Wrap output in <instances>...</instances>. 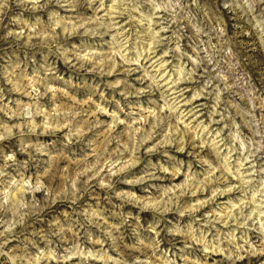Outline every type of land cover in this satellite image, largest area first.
<instances>
[{"label": "clouds", "instance_id": "1", "mask_svg": "<svg viewBox=\"0 0 264 264\" xmlns=\"http://www.w3.org/2000/svg\"><path fill=\"white\" fill-rule=\"evenodd\" d=\"M0 41V264H264V0H0Z\"/></svg>", "mask_w": 264, "mask_h": 264}, {"label": "rangeland", "instance_id": "2", "mask_svg": "<svg viewBox=\"0 0 264 264\" xmlns=\"http://www.w3.org/2000/svg\"><path fill=\"white\" fill-rule=\"evenodd\" d=\"M110 2V0H109ZM69 23H72V21H69ZM122 23H125L126 24V27L129 31L131 32H134L136 31V28L134 27L133 24L131 23H128L126 21H122ZM157 31H159V29H157ZM27 42V40H25V43ZM37 41L36 39H33V43L35 44ZM0 46H5V42L3 41H0ZM158 55H163V52L158 50L157 52ZM165 63H167V60H165ZM249 75L251 76V81L250 82H255L257 80H259L261 83H264V58H254L251 62H250V70H249ZM29 78H31V74L29 75ZM59 87H61L62 91H67L66 89L63 88L62 85H57ZM184 87V86H182ZM185 96H188L190 97V93H184ZM73 99L75 100L76 97L73 96ZM196 104H206L207 101L205 100H200V101H196L195 102ZM44 111H48L47 108L43 109ZM184 111H187L188 110V106H186L184 109ZM197 116L200 115V113H197L196 114ZM97 119H100V120H105V119H108L107 117H104V116H98L96 117ZM121 131L123 130L122 128L120 129ZM100 144L102 145L103 144V141L101 140L100 141ZM63 168L64 169H67L69 168V164L68 163H65L63 165ZM186 171V170H185ZM62 175H63V170H62ZM170 179V178H169ZM201 179L203 180L204 178L201 177ZM235 178L233 177V180ZM29 180L31 181L32 180V176L29 175ZM43 182V181H42ZM197 188H199V185H197ZM82 196L84 195L83 193L81 194ZM205 196L203 194H198L197 196V200H202L204 199ZM95 202L97 204H100L103 202V196L100 192H96L95 194ZM182 201H177V203H181ZM191 202V201H190ZM218 204H222L223 201L222 200H218L217 201ZM105 208H107V205H105ZM66 211H68V209H66ZM112 211H115V209H112ZM205 212L207 213H215L217 215H220V216H223L225 213L223 211H221L219 208L217 207H209V208H206L205 209ZM149 220V217L147 215H144L142 217H137V223H146L147 221ZM220 232L223 231V225H219L218 226ZM239 235V234H238ZM254 238V237H253ZM11 246V245H10ZM211 251V250H209ZM111 255V253H109ZM197 258H200L201 259V264H217V261H219L221 259V256L218 255V254H213L211 255L210 257H204L203 256V253L202 252H198L196 255H194L192 257V259L195 261Z\"/></svg>", "mask_w": 264, "mask_h": 264}]
</instances>
